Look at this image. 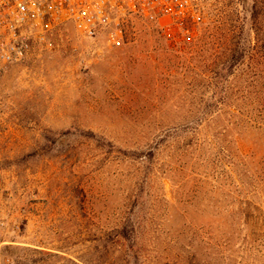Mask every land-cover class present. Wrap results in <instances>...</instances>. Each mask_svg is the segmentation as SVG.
Instances as JSON below:
<instances>
[{
  "label": "rangeland",
  "instance_id": "374dc122",
  "mask_svg": "<svg viewBox=\"0 0 264 264\" xmlns=\"http://www.w3.org/2000/svg\"><path fill=\"white\" fill-rule=\"evenodd\" d=\"M120 27L119 48L57 28L0 71V264H264V0Z\"/></svg>",
  "mask_w": 264,
  "mask_h": 264
},
{
  "label": "built area",
  "instance_id": "2783aa9c",
  "mask_svg": "<svg viewBox=\"0 0 264 264\" xmlns=\"http://www.w3.org/2000/svg\"><path fill=\"white\" fill-rule=\"evenodd\" d=\"M211 0H0V71L25 60L31 43L72 25L86 39L124 43V14L155 17L183 28L198 24Z\"/></svg>",
  "mask_w": 264,
  "mask_h": 264
},
{
  "label": "trees",
  "instance_id": "16d2710c",
  "mask_svg": "<svg viewBox=\"0 0 264 264\" xmlns=\"http://www.w3.org/2000/svg\"><path fill=\"white\" fill-rule=\"evenodd\" d=\"M241 63L240 60L229 61L220 64L217 69L213 72L211 76V85L212 91L209 97L207 104L200 110V118L202 121L207 123L209 119H211L214 114H218L221 110L223 102L226 98V92L224 88V83L232 74L233 68L238 66ZM123 239L126 237L124 235L121 236ZM131 244H129V248H131Z\"/></svg>",
  "mask_w": 264,
  "mask_h": 264
}]
</instances>
